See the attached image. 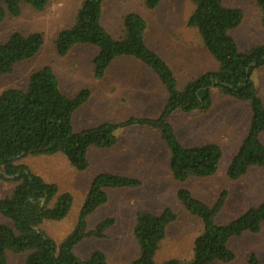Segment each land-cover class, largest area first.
<instances>
[{
    "label": "trees",
    "instance_id": "1",
    "mask_svg": "<svg viewBox=\"0 0 264 264\" xmlns=\"http://www.w3.org/2000/svg\"><path fill=\"white\" fill-rule=\"evenodd\" d=\"M49 0H0V20L7 14L17 16L21 4L36 10ZM264 27V0H255ZM105 0H82L73 23L60 30L55 39L58 55L64 56L77 44L92 45L97 53L92 59L93 74L101 78L108 66L119 57H129L150 69L164 86L167 97L156 117L130 116L118 122L104 121L79 131L72 126L74 111L89 97L87 89L73 97L65 95L52 68L45 65L32 71L25 87H10L0 92V179L15 183L11 193L0 197V215L8 222L0 223V264H8L7 253H24L21 264H106L103 251L96 249L82 260L74 247L85 239L105 238L106 230L114 223L108 217L92 228L88 216L106 203L107 189L135 188L140 179L111 172L93 176L79 208L71 231L58 243L46 234L41 225L45 221L63 219L71 209L73 196L58 194L54 182H47L26 165L18 163L25 155L62 154L72 167L84 170L88 166L90 146L110 148L117 142L116 130L140 126L158 130L169 151L168 168L172 178L183 183L192 177L212 176L218 170L222 156L214 142L184 146L177 138L169 116L176 110L206 111L212 106V88L236 100L245 101L250 108L247 133L229 161L228 178L245 175L250 167L264 168V103L252 75L264 66V44L240 50L230 34L242 21L243 12L226 6L223 0H190L193 10L186 24L195 28L203 45L217 62L216 69L200 73L178 87L176 76L168 63L145 42L147 24L136 12L122 18L121 35L114 38L102 25L100 17ZM160 0H144L147 8H155ZM43 43L41 32L10 33L0 41V76L12 71L14 65L34 56ZM176 198L184 209L201 222L199 234L193 239L190 259L169 258L156 262L154 255L164 239L167 226L176 219L170 207L157 213L139 211L135 215L133 234L139 254L126 264H211L227 263L235 258L228 242L244 232L256 233L264 224V197L227 223L216 217L223 208L227 193L221 192L207 204L184 186L176 190ZM248 264H263L256 254L248 256Z\"/></svg>",
    "mask_w": 264,
    "mask_h": 264
},
{
    "label": "rangeland",
    "instance_id": "2",
    "mask_svg": "<svg viewBox=\"0 0 264 264\" xmlns=\"http://www.w3.org/2000/svg\"><path fill=\"white\" fill-rule=\"evenodd\" d=\"M82 0H49L45 7L36 10L26 3L21 12L7 14L0 20V41L14 32L23 34L41 32L43 43L37 53L16 63L11 72L0 76V92L6 88L25 87L29 74L45 65L52 68L61 91L73 97L87 89L89 97L72 116V126L79 131L104 121L118 122L130 116L156 117L162 110L167 92L158 77L147 67L129 57L116 58L101 78L93 74L92 59L97 48L77 44L66 55L55 49L58 32L69 27ZM224 5L242 10V21L230 31L240 50L264 44V27L260 9L255 0H223ZM100 21L106 30L117 38L121 35L122 18L128 12L140 14L146 21V44L156 51L171 67L178 87L202 72L216 69L213 59L195 28L186 22L193 10L190 0H160L155 8H147L144 0H105ZM257 91L264 103V66L253 74ZM212 106L206 111L183 112L176 110L169 122L182 145L206 142L218 144L222 150L218 170L209 177H192L176 182L169 171V151L158 130L127 126L116 130L117 142L110 148L90 146L87 150L88 166L77 170L60 153L52 155H25L18 163L26 165L34 174L47 182H54L58 194L69 192L73 202L68 214L58 221H45L41 227L54 241L60 242L73 228L79 208L93 176L111 172L135 177L142 184L135 188L107 189L106 203L96 208L87 218L92 228L104 218H114L106 230V237L85 239L74 247L82 260L99 249L106 256V264H126L139 254L133 234L135 215L139 211L157 213L170 207L176 214L166 229L164 239L154 255L156 262L175 257L190 259L193 239L201 229L200 220L187 212L176 198V190L187 187L192 194L211 205L225 191L226 202L218 213V222L227 223L243 210L256 206L264 197V168L250 167L238 179L227 177L226 169L242 139L247 133L250 108L247 102L236 100L212 88ZM264 143V132L260 134ZM15 183L0 179V197L8 195ZM8 222L0 215V223ZM235 258L227 263L248 264L251 253L264 264V224L256 233L244 232L228 242ZM24 253H7L8 264H21Z\"/></svg>",
    "mask_w": 264,
    "mask_h": 264
},
{
    "label": "crops",
    "instance_id": "3",
    "mask_svg": "<svg viewBox=\"0 0 264 264\" xmlns=\"http://www.w3.org/2000/svg\"><path fill=\"white\" fill-rule=\"evenodd\" d=\"M260 68V67H259ZM258 69V68H257ZM255 72V71H254ZM254 74V73H253ZM252 78H253V75H252ZM254 81V80H253ZM255 83V82H254Z\"/></svg>",
    "mask_w": 264,
    "mask_h": 264
}]
</instances>
